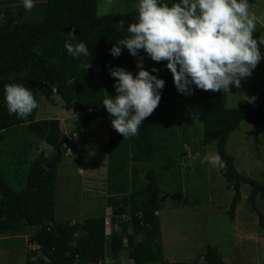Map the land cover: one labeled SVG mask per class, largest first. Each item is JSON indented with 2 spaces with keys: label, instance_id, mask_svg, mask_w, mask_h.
Segmentation results:
<instances>
[{
  "label": "trees",
  "instance_id": "trees-1",
  "mask_svg": "<svg viewBox=\"0 0 264 264\" xmlns=\"http://www.w3.org/2000/svg\"><path fill=\"white\" fill-rule=\"evenodd\" d=\"M135 4L136 0H127L125 11L100 16L98 0H36L30 11H25L21 0H0V239L19 238L22 243L26 238L23 264H117L123 253L131 264H197L163 259L157 215L169 194L161 189L163 174L181 162L174 159L178 154L176 106L181 102L197 110L200 146L215 144L214 156L219 155L222 162L218 172L232 191L229 220L234 219L240 188L245 185L250 211L264 228V215L256 207V199L264 201V179L256 181L238 173L233 156L226 152L229 135L245 121L251 123L257 139L258 124L264 122V98L260 105L227 108L221 91L193 86L192 95L178 94L166 62H153L142 50L133 57L122 48L121 55L113 58L109 54L112 44L126 37V28L135 22ZM69 31L76 35L73 43L87 45L89 57L73 59L66 53L64 34ZM139 57L146 62L144 70L157 68L155 75L165 83L157 108L142 121L137 135L123 139L112 129L102 107L103 92L116 94L106 66L135 75ZM82 63L90 67L86 70ZM8 83L32 90L38 108L26 119L8 114L3 94ZM54 97L76 118L58 153L57 145L65 135L62 121L38 117ZM97 120L107 121L105 210L110 212L112 227L108 237L105 211L81 222L54 219L57 167L68 156L66 151L74 148L75 137L85 135L89 124ZM201 260L225 264L210 246Z\"/></svg>",
  "mask_w": 264,
  "mask_h": 264
},
{
  "label": "rangeland",
  "instance_id": "rangeland-1",
  "mask_svg": "<svg viewBox=\"0 0 264 264\" xmlns=\"http://www.w3.org/2000/svg\"><path fill=\"white\" fill-rule=\"evenodd\" d=\"M249 1L252 6L250 12L257 18V31L253 33V38H256L264 32V0ZM126 5L127 0H98L97 14L123 12ZM258 47L264 56V46ZM140 61L146 66L144 59H135V73L138 71L136 64ZM225 96L227 108L260 105L264 98V59L252 70L250 77L241 80L239 88L230 85V93H225ZM244 96L255 97V100L249 103ZM176 110L178 154L174 159L177 161L180 158L181 162L178 168L163 174L161 189L169 194L163 209L157 214L163 259L167 262L206 264L201 257L205 248L210 246L217 249L225 264H264V228L259 226L257 215L250 211L246 201L248 187L243 185L240 188L241 199L234 210V219L230 221L227 211L232 191L226 189L218 172L220 166L209 162L214 158L215 144L200 146L201 125L194 106L181 102ZM38 117L62 121L65 136L76 125L73 113L65 111L56 97L48 101ZM258 127L255 140L251 123H241L239 129L229 135L226 152L233 156L238 173L262 181L264 122L259 123ZM86 132L83 136L75 137L74 148L70 149L69 154L66 151L68 156L57 167L56 221L81 222L99 217L105 211L107 121L92 122ZM41 146L50 153L45 145ZM78 165L82 166L80 173ZM256 207L264 215V201L256 199ZM105 212V216L110 213ZM18 239H0V264H23L27 240L24 237L21 243ZM118 259L117 264H131L126 253L119 254ZM151 264L162 263L157 261Z\"/></svg>",
  "mask_w": 264,
  "mask_h": 264
},
{
  "label": "clouds",
  "instance_id": "clouds-1",
  "mask_svg": "<svg viewBox=\"0 0 264 264\" xmlns=\"http://www.w3.org/2000/svg\"><path fill=\"white\" fill-rule=\"evenodd\" d=\"M35 3L36 0H21L25 11L32 10ZM251 7L249 0H173L170 4L164 0H136L135 22L129 23L127 36L115 41L109 54L119 57L123 48L136 57L142 50L151 61L166 62L164 66L178 94L192 95L193 86L229 94L230 85L239 88L241 80L250 77L264 59L258 47L264 46V32L253 38L257 18L250 12ZM123 25L121 20L122 28ZM64 35L63 47L70 57L90 56L83 41L73 43L76 35L72 31ZM81 66L87 70L90 63ZM106 67L115 81L116 94L113 97L103 92L102 107L112 129L123 139L136 136L142 121L157 108L165 82L155 75L157 68L144 70L143 61L136 64L135 75L120 67ZM3 94L10 116L26 119L38 108L32 90L23 84H5ZM244 100L252 103L255 97L244 96ZM209 162L222 167L219 155ZM108 214L106 237L112 228Z\"/></svg>",
  "mask_w": 264,
  "mask_h": 264
},
{
  "label": "water",
  "instance_id": "water-1",
  "mask_svg": "<svg viewBox=\"0 0 264 264\" xmlns=\"http://www.w3.org/2000/svg\"><path fill=\"white\" fill-rule=\"evenodd\" d=\"M65 143H66V136L63 135L60 142L57 145V150H56L57 153L60 151V149L64 146Z\"/></svg>",
  "mask_w": 264,
  "mask_h": 264
},
{
  "label": "crops",
  "instance_id": "crops-1",
  "mask_svg": "<svg viewBox=\"0 0 264 264\" xmlns=\"http://www.w3.org/2000/svg\"><path fill=\"white\" fill-rule=\"evenodd\" d=\"M90 125V124H89ZM78 167V172L80 173L81 171H82V166H80V165H78L77 166ZM104 191H102V193H103ZM105 211H108V209L107 210H105ZM106 213V212H105ZM71 222H73V221H71ZM203 261V260H202Z\"/></svg>",
  "mask_w": 264,
  "mask_h": 264
},
{
  "label": "built area",
  "instance_id": "built-area-1",
  "mask_svg": "<svg viewBox=\"0 0 264 264\" xmlns=\"http://www.w3.org/2000/svg\"><path fill=\"white\" fill-rule=\"evenodd\" d=\"M74 150V149H73ZM71 151H70V149L69 150H67V153L69 154ZM106 224H108V221H106Z\"/></svg>",
  "mask_w": 264,
  "mask_h": 264
}]
</instances>
